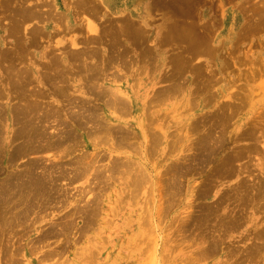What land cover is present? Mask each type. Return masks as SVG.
Wrapping results in <instances>:
<instances>
[{
	"label": "rangeland",
	"instance_id": "374dc122",
	"mask_svg": "<svg viewBox=\"0 0 264 264\" xmlns=\"http://www.w3.org/2000/svg\"><path fill=\"white\" fill-rule=\"evenodd\" d=\"M0 1L3 2L2 4L0 2V5L2 7L4 5V10L7 9V8L5 9L6 5L9 8L4 12L3 9H1L2 7L0 8L1 9L0 39L5 43L2 47L7 46L6 48H9L8 50L10 51L12 50L11 51L12 53H10L9 55L11 56L13 54L14 57V58L10 56H9L10 58L4 57L5 55L3 56L2 54H0V87L2 88L1 90L3 91V94L6 95L5 97L3 96V94H2L3 97L0 95L2 97L0 98V103L1 102L3 103L0 104L1 109L3 106H4L3 108L5 109L2 110V117L5 116V118H1L0 120H5V122L2 121V123H5L4 124L5 126L6 123H8L7 128H9L10 130V132L6 134V131L4 129L2 131L1 129L0 136L3 137V135L5 134L7 136L4 145L2 142L5 153L3 152L4 156L2 155L0 159V185H3V187L6 186L7 185L6 183L12 179L13 175L19 174V171L20 173L22 172L24 173L27 171V169L28 170L32 168L34 169L33 167L34 165H32L31 162H29L28 164L30 158L37 159L35 160V164L37 162L35 166L37 167H35L34 170L32 169V171H34V174L36 175L39 174L42 180L46 177L44 179L46 183L48 178H49L48 181H51L50 179L54 177L56 178V180L53 179L54 181L53 180L51 181L52 182L51 184L54 187L51 184L47 183L48 188L45 191L46 194L45 196L40 195L33 199L34 201L33 206L35 207V209L32 206L33 208L31 207L30 210L33 211L27 212L24 215V217L17 214L18 210L19 213H22L21 207L23 208V205H18L16 207L19 208L16 207L14 208L15 205L14 202L19 204V201L17 200L18 199L17 196L12 198L13 201L11 199L12 204L10 202L9 204H6L7 207L5 208L3 207L2 209L0 207V214H3V212L1 211L5 210L4 215L6 214V212H8L6 215L9 219L11 217L10 216L11 213L12 215H14L16 212L15 215H17L13 217V225L10 227L8 226L6 231L4 230L2 233L0 232V248H1L0 264H264V244L262 243L263 240H261L262 244H260V240H259L263 238L259 237L258 233L256 232V230L258 228L260 229L261 226L264 228V204H263L264 196L260 197L259 199V196L255 195L254 198L255 197L256 198L253 201H251L250 204L248 203V205L241 207V204L238 202L237 199L238 194L234 192L236 190L235 187L238 185L240 179H242L241 182H243L244 180L245 184L247 185H250V183L256 182L257 180L264 179L263 176L264 174L261 175L262 173L259 174L258 171L259 168L257 166V163L258 162L260 163V161H258L259 158L257 159V161H255L256 160L255 156H259V154L261 155L263 151L261 147H258L259 145L262 144V142H260L259 145L256 144L257 146L255 145V142L258 143L259 141H263L262 148L264 149V137L261 138V136H259L261 134L260 132L264 130V128L262 130V127H264L263 126L264 125V17L262 18L261 16L262 14L264 16V13L260 12L262 11L260 10V8L262 7L264 0H79V1L77 0H28V1L7 0L6 1L5 0L6 2L4 0H0ZM24 2L28 5V7L29 6L33 7L35 5L40 4L39 5L40 8L39 6L38 8H36L37 6H35V8L38 9L39 11L38 16L36 18L34 17V18L26 19V22L23 23L24 19L21 21L22 18L19 13L20 12L19 9L23 7ZM85 4L87 5L86 9H88V6L89 9L92 8L91 9L92 15L86 12L85 8H82L85 7ZM27 5H25L24 7H26ZM91 5L92 6L95 5V6L91 7ZM41 6L42 8H44V10L48 8L47 10H45L46 11L45 14L47 17H49V19L47 17L46 19L44 18L45 16L42 13H44L45 11L42 10ZM51 8H55L54 11L55 13L58 12L56 13L58 14V16L59 14H62L59 17L57 16L58 18L61 19L59 23L56 22V18L52 19L54 18V16H56V14L53 12V10L51 12H53L55 15H53V13L50 12ZM94 9H97L96 12ZM11 12L14 14V16ZM49 13H51V15L53 16H49L48 15ZM93 13L97 15L95 14L93 15ZM40 14L43 17H41ZM15 15L18 16L19 18L16 17ZM39 15L41 18H39ZM15 18L18 21H16ZM12 19L13 21H10ZM39 19H42V21L44 22L41 23V20ZM29 20L32 21L30 22ZM181 20L182 21L184 20V22H181ZM15 21L18 23V29L16 30L18 31L16 32L18 34L10 33L15 39L13 40L12 36L7 32L12 30L10 29V25L14 26L15 23L12 22ZM37 21H39L40 23ZM87 21L88 22L91 21V23H88ZM127 21L132 22L135 25H138V27L144 30V36L146 41H144L142 44L139 43L134 45L131 44L130 52L126 55V58L124 60L113 59L112 62H110L108 59H106L107 58L106 55L108 54V49L107 46H105V43H100L99 45V42L97 41L93 43L92 41L86 39V37L91 38L92 36L97 35V31L100 32V29L107 26L108 24H110L108 26L118 27L117 26L118 24L122 25V23L125 24L124 22ZM177 21H179V23L181 24L182 23L189 24L188 22H191V24L196 26L197 32L202 30L201 32L203 34L207 35L209 33L208 34V40L210 43L209 51L212 54L210 52L209 54L207 52L198 53V54L194 53V55L191 56L192 58L190 57L189 59L190 63L188 62L186 64V66L189 64L192 65H189L190 67H185V69L187 70L184 69L185 73L184 72L181 73L177 79V84L181 82L180 84L183 86L180 85V89H177L176 91L172 92L170 95L163 96L161 98H158V100H156L153 95L155 94L154 91L157 90L161 92L170 84L169 81L165 80V77L167 72H169V69L171 70L172 68L170 62H168V58L169 59L171 58L170 54L172 53L171 46H173L174 48L178 47L181 50L182 48H180L179 46L181 47L184 46L183 45L184 43L179 38H176L174 42L177 44L173 43L174 45L165 44L166 42H163L162 40L164 35L163 33L165 31L164 29L165 24L171 22L173 23L175 22L179 24ZM4 23H7V25ZM70 23L74 25L73 28H69ZM87 23L90 26L91 24L94 25L96 27V31H91ZM33 25H35L36 28L39 27L38 29H40L41 27L40 31H38L36 35L35 43L36 44L38 43L36 47L32 45L35 43L28 44V42L32 39V34L30 31ZM13 26H11V28ZM202 26L205 27L203 28ZM40 34L42 35L40 36ZM38 35L40 36L39 38ZM37 38L39 39L38 41ZM19 40L20 42H22V44L19 42ZM72 40H74V44L72 43ZM86 40L87 42L89 41L88 42L89 44L88 43L86 44ZM103 40L105 41V38ZM123 40L124 41L128 40V38L126 39L123 37ZM14 41L16 45L17 43H19L20 48L14 45L15 44ZM9 43L12 44V46L9 45ZM181 43L183 44L181 45ZM27 44L30 45V47H28ZM96 44H98L99 46L98 45L96 46ZM92 45L93 47L95 46L98 47V49L100 48L102 51L99 49L98 53L95 54L92 53L86 55L84 54V56L81 59L82 61L80 62H78V60H74L70 58L69 56L70 51L80 48L81 46L91 47ZM26 47L28 48L26 49ZM23 48H25L26 50ZM143 48H145V50L146 48H148L149 53L148 51L144 52ZM174 48L173 51H176L178 49V48L177 49ZM0 50H2L1 47ZM21 55L23 57L25 56L26 58L24 57V59H22ZM19 56L22 60L21 62H19L20 60ZM55 56H58L59 57L58 59H60L61 61L53 62ZM5 58H7L8 61ZM12 58L13 61H9ZM50 59L53 61H51ZM15 60L17 61L15 62ZM48 60L53 63L52 64L53 66L49 65L51 64V62H49ZM226 62L228 63L230 62V63L228 64ZM57 63L58 64L60 63L61 65H57ZM62 65L65 67V70L67 71L63 70L64 67L62 68ZM194 66L195 67L197 66V68H195ZM20 68L21 69L28 68L27 69L29 72V74L27 75L28 79L26 80L25 78H23L25 81L24 83L27 85L26 88L27 90L29 87L28 91L32 89L33 90L38 89L37 99H35L36 96H32V97L35 99L36 102L39 101L38 103L40 104V107L42 104H44L43 108L41 107L43 110L42 113H44V111L46 112L50 110V107L59 108L61 110L62 113L61 115L62 118L64 119V124H66L67 129L74 128L73 131H76L78 134L80 133L78 135V139L80 141L78 143V146L76 145L74 149L72 147H70L69 149H63L64 146L65 148H67L66 144H64V146L62 145V147L60 146L57 148L54 146L51 147L47 146L43 148V146H41V144L39 143L40 147L43 148L42 149L38 146L40 152L38 149H37L38 151L36 150L37 152L36 151L32 152L27 150V152L24 151L26 153L24 152L22 153L23 156L16 155V157L18 156L17 159L15 160L12 159V162L9 161L11 160L12 157L11 154H13V150H15V148L17 149L18 147H20L21 143L24 142L22 139L24 136L21 135L22 132L20 133L18 132L21 128L20 124L22 123L19 124L18 122L17 124L14 118L13 111L8 112L7 107L11 108L13 104H14L13 107H15L16 102L20 103V101L22 102V100L18 98L20 96H18L19 94L15 91L16 88L14 90L16 92V95L11 92L13 90V86L12 85L10 86L9 83L7 84L8 80H4L5 75H7V74L4 75V73L7 72L11 75V72L16 73L15 71ZM34 68L37 70V73L35 74L32 71ZM96 68L100 69V73L94 79L93 78L90 79L89 76L91 71L95 70ZM191 68L193 70L195 69L194 70L195 78L194 76H192L193 70ZM200 68L206 71L203 72ZM197 69L198 72L196 71ZM211 70L213 73L211 72ZM30 71L31 73H33L34 76L36 75L37 77H39L38 78L39 80L35 79V77L32 76ZM54 71L55 73L59 72V74L57 73L55 74ZM189 71L190 73H188ZM60 72H62V75H60ZM201 72H203V74H201ZM208 74L210 75V78L208 77L209 76ZM3 75L4 77H2ZM56 75L58 76V78ZM201 76H203L204 78L207 76V79L209 81L211 79V76H213L214 78H212L211 80L214 81H210V82L207 81V83L210 84H206L205 83L206 79L204 80V78H202ZM198 77L199 79L201 77V79L204 80V84L209 85L210 87L204 86L201 79L198 80ZM2 78L4 79L2 80ZM3 81H5V84ZM199 81L201 82V84L199 83ZM197 83L199 84V86ZM6 87L7 89L6 91H4ZM204 87H206V89ZM9 88L11 89L10 91ZM104 88H106V90L107 89L109 90L110 88V90L112 89L113 91L116 92L119 91L120 96H122L125 99H128V97L131 96V99L133 100V111L131 110L126 113L119 112L117 110H114L110 105H104V103L101 102L102 98L99 96V92L102 91V89ZM197 93L199 94L197 95ZM11 95L13 96L11 97ZM232 95H234L236 99L235 97L233 98ZM30 97L29 99H31ZM136 97H140V98L143 97L142 98L143 105L141 106L135 105L134 100ZM105 98H107V96H105ZM21 99L23 98L21 97ZM230 101L231 103L235 102V104L228 103ZM12 102L15 103L12 104ZM88 103L92 105L98 104L101 108L99 109L100 110L99 112L103 114L105 119H108L106 117V114L109 116L112 114H113L112 116H117L119 120H121V122L115 121V124L116 125L120 124V126H122L124 129H128L131 131L136 130V132L139 131V120H142V118L144 122L154 125V127L159 125L160 129L156 128V130L157 131L160 130L161 132L163 131V133L166 134V140H165L166 143L157 145L158 147L156 146V148L153 149L154 151L152 150L153 152L150 150V148L146 150V148L148 147L143 145V143L141 142L142 141L141 133L137 132V134L131 136V140H130L132 142L130 145L131 147L122 146L119 147V149L108 151L109 149L108 145L107 143L104 144L103 143L104 141H101L95 147H91L87 145V142L88 141L90 142V136L87 134H88V127L91 125V122L85 124L86 128L84 124H82V126L80 127L79 126L80 122L77 123L76 120L73 121V118L71 116L73 115V117H76L74 116V114L76 115L78 114V112L79 113L83 112L82 109L83 105H86ZM243 103L246 104L244 105ZM18 104H16V106ZM229 104H231V106H229ZM142 106L146 110L144 111L143 116H140L141 111L139 109L142 108ZM41 108L39 109L40 111ZM223 112L226 115L228 113L230 114L231 112L232 113L234 112V117L231 118L233 116V114L231 113L232 116H229L228 114L227 115L229 117L228 118ZM40 113L38 112L39 115H42V113L41 114ZM204 114L206 115L210 114V115L209 116L207 115L206 116L207 119H206V117H204ZM37 115L35 117L38 118L39 115L38 116ZM68 115L70 116L68 117ZM225 116L227 117V120ZM37 118H35V121L37 120ZM212 118L216 119V122ZM199 119L201 120L197 121ZM221 119L222 120L224 119L225 121H222ZM12 120L15 121L16 124L13 123ZM192 121L195 122L193 123ZM213 121L215 122L214 126H212L211 124L213 123ZM219 121L222 122V125L221 123H219ZM41 123H43L41 124L43 126L42 129L44 130V133L47 135L58 134L59 133L58 130L61 131L63 127V125L58 123L51 116L49 117L48 120H44ZM201 123L202 125H199ZM209 124L211 125L209 126ZM192 125L193 128L195 129L191 128ZM206 125H208V127L211 129L208 130L209 128ZM13 126L15 129L13 128ZM17 126L19 127V130L17 131L19 133V134L17 133L18 135L14 133V130H17L18 128ZM206 127L208 128L207 130ZM218 127L220 129L222 128L223 130L222 129L220 130ZM247 127L252 129L251 130L248 128L249 133H247L248 132ZM258 127L260 129H257ZM212 128L214 129V131ZM86 130H87V134H86ZM257 130L259 133L257 132ZM203 131L208 132L213 136L220 135L223 138H225L223 139L225 143L223 144V146L226 148L222 147V150H220L216 154L213 153L212 154L213 158L211 157L207 163H204L202 165L199 164L197 161H195L196 163L194 162V164L191 163L192 170L189 171L186 170L187 172L185 171L186 173L185 172L183 173L184 176L183 174L179 176L180 177L179 180L181 179L180 183L182 184V186L180 184L179 189L182 188L181 189L182 191L180 190L179 192L178 190L177 192H179L181 196L179 193L172 194L169 191V188L166 187L165 185V183L167 184L168 182L167 181V177L169 175L168 169L171 168L170 165L171 163L175 162L174 160H176V158L178 159L177 163H180L183 165V167H185L188 165L189 161L192 160L191 158L193 157L192 154L194 152H195L193 154L194 157L197 156L196 153L198 152L197 150H199L197 149L198 145L196 146L197 148L194 146L196 145L195 143L197 140V136L198 137L202 136L204 134ZM218 131H220L221 134L222 133L223 134L222 135L219 134ZM199 132L200 133L203 132V133L200 134ZM242 132L244 134H242ZM13 133L17 135L15 136V138H13L14 136H10L13 135ZM255 134L257 137H260L258 141H256L257 139H254L256 137ZM239 136L241 138H239ZM17 137L19 139L21 138V140L16 139ZM249 137L250 139L253 138V142H251L252 140H250ZM247 139L250 141H248ZM12 140H14L15 142L13 141L12 143ZM17 142L20 143L18 144ZM190 143L194 148L193 150L194 152L192 151L193 148H190L191 153L188 149L191 146ZM246 144L249 147L245 146ZM251 146L252 148L250 149ZM240 147L242 150L240 149ZM246 147H248L251 150V154L249 149ZM259 148H260V153H258ZM254 149H258V150H254ZM239 150H241L242 153ZM145 151H149L151 152V154ZM233 151L235 153L236 151H238L241 154L245 153V156H243L244 158L241 157V159H239L242 160L243 163L239 161V165H238V160L234 161L237 163L233 162L234 163L233 165L239 168V170L236 169L235 167H232L233 166L232 164H231L232 166H230L229 164L230 168L232 169L234 168L235 170V171L231 170V173L229 174L230 170H228L229 169L228 165L225 166L224 168L222 164H224V161L229 156L234 154ZM95 154L97 155L95 165L98 167V169L102 168L103 165H109L110 163L109 158L114 155L117 156L118 158L121 159L123 158V160L127 159V161L130 159H134V161L136 162L134 163V165L135 164L137 165L139 163V166L141 167L144 166L143 169L147 173L146 174L147 179L150 178L145 181L148 182L150 180V182L148 183L144 182L142 186L138 187L136 190L137 192L138 190L140 191L139 194L136 195L133 194L134 198H132L131 193L133 191L132 190L128 191V188L124 187L125 185L123 183L129 181V179L132 178L129 173H131L134 170H131V172L128 171L127 174L123 175L124 174L123 172L125 173L127 172L124 171L127 170V167L125 166H121L118 170H123V172L119 171L118 173H116V175H114L115 177H113V179L107 180V184L104 185L105 188L103 187V189H100V191L99 190L97 191L100 185L96 184L98 183L96 181L97 178L95 174L92 173L93 171L97 170L96 166L92 167L88 173L83 174L84 176L81 175L82 179L81 177H73L72 175H68V174H72L69 173V170H71V166L68 161L77 158L78 155H81L82 157L84 155H89L92 158L94 157ZM183 154L185 155V157L187 156L188 158L179 159L180 157H182ZM246 154L248 155L250 154V155L248 156ZM101 155H103L104 158L101 157ZM251 155H253V158H255L254 159L255 162L252 161L253 160L252 158H250L252 157ZM16 157H12V158H16ZM189 157H191L190 160ZM245 157L247 159H245ZM136 160L138 161V163ZM249 162L253 164L256 163V165L254 166H257L258 170L256 168L255 170L258 173L254 170L253 164ZM244 163L248 168V169L246 168L247 172L246 169L245 171H243L245 167ZM27 164L29 166L31 165L30 166L31 168H28ZM195 164L196 165L198 164L199 166H196ZM213 164L214 165L216 164L217 166L215 165L216 166L215 167ZM248 164L253 167L249 166ZM200 165L202 167H200ZM211 165H213L214 167ZM193 166L195 167V169L198 170L196 171L195 169H193L194 168ZM124 167L125 169H123ZM249 167L253 168V170L250 169ZM240 168L241 170L242 169L243 170L241 171ZM249 169L252 171H248ZM61 171H63V173H60ZM164 171L165 172L167 171L166 173L168 174H166ZM91 173L94 175H91ZM47 174H49L50 176ZM257 174L259 175L260 179H258ZM250 175L255 177L252 178ZM92 176H94L95 178H93ZM90 177L93 178L94 180L91 179ZM250 177L251 179L249 180ZM70 178L72 179V181L69 180ZM74 178L76 180L73 181ZM4 181H5V185H4ZM94 181L96 183H94ZM247 181L248 183L249 182L250 183L249 184L246 183ZM54 184H56L57 187ZM59 187L60 189L63 190H59ZM162 187L163 188L165 187L166 189L168 188V192L166 189H162ZM55 188H57L58 191L61 192L62 194L59 193L57 190L54 191ZM125 188L127 189L124 190ZM202 188L203 189L205 188L204 191ZM64 189L67 191H65ZM205 190L208 191H206L205 193ZM231 190L233 193H235L236 196L232 192L230 193ZM125 191H128V194L127 193L126 194L128 195V197L131 196L130 197L131 199H128V197L126 196L127 200H125V202L118 203L117 202L118 198L120 199L123 196L125 197L124 194ZM200 191L203 192L201 193ZM222 192L225 195L222 194ZM95 193H99L100 195L97 198L99 204L98 202L96 203V205L98 204L97 205L98 210L94 208V210L92 209L90 211L93 214H90V212L88 213V211L86 213V209L94 207L93 202L91 205L89 199L93 201L94 200L93 197L95 195H98ZM164 193L167 194L165 195ZM231 194L233 195L231 196ZM166 196L169 197L166 198ZM221 196L222 198H220ZM62 197L65 198L63 199ZM170 198L174 199V204L171 203L172 200ZM218 198L223 200L222 202L220 200L221 204H219L222 206H219L217 208L216 202L218 201L219 203V200L216 199ZM257 198L259 200H257ZM47 199H49L50 201H48ZM165 199H170L171 202L170 201L168 202V200L165 201ZM231 199L234 200L232 201ZM88 201L90 202V204H88ZM231 201L232 203L229 204ZM165 202L171 204V205L169 204L170 205L169 208H165L166 206H169L167 205L168 203L165 206ZM234 202L235 203L238 202L237 204H235L236 206L234 205ZM206 203L208 205L210 204L208 207L212 209L213 213L216 212V210H218L221 211V214L223 216L220 213H218V211L214 213L216 214V216L211 212L210 214L212 215L210 216L212 217L209 216L208 217L209 219L207 218V220H205L204 219L205 216H202L203 213L201 211H204L207 208ZM86 204L89 206V208H87ZM199 204L200 205L205 204L204 206L205 208L202 209L203 207L201 208ZM255 204L258 207H256ZM212 205L215 206V208ZM232 205L233 207L235 206L234 209L235 211L237 210L236 212H238L239 210L240 213L242 212L244 214L243 215L241 213L242 217L244 218L241 217V214L239 212L236 213L234 209L233 211L231 210ZM0 206H2V204H0ZM9 207L11 209H9ZM76 207L78 208V210ZM199 208H201V210ZM227 208L230 209L227 210ZM253 208L255 209L254 211ZM198 209L200 211H198ZM222 209H224L225 212L229 211V213H231L230 216H228L229 213H225L224 210ZM84 214L85 215L87 214L86 216L91 215L90 217H92L91 219L92 222L89 223L90 225H88V223L85 222L86 216ZM26 215L27 217H25ZM220 215L224 218L228 217V219H230L232 216L233 218L231 219L235 221L234 223H236V220L238 218L239 219L237 220V224L232 223L233 225H231L229 223V225L227 224L223 226L222 229V226L220 227L218 225V223L220 224V221L223 219ZM236 215L239 216L235 220L234 218L236 217ZM189 218H193L194 220L191 221ZM188 219L191 222V224L193 222L200 223V221L201 220L202 221L200 225L198 223L197 224L193 223L192 224L193 227H192V225H190V223L187 222ZM84 222L87 224H85ZM204 224L205 225L207 224V227H204L205 226ZM215 224L217 225V227ZM84 226H86V229ZM209 227L211 229H209ZM187 228L189 229L191 228L190 229L191 231ZM202 228L204 231L202 230L203 232L201 233L200 230ZM48 229L51 230L54 229V232H52L51 235L49 234L50 237L48 236L46 237V239L41 238V240H38V236L42 234L41 232H45L44 230L47 231ZM208 230L211 231L210 232L212 234L211 236ZM198 232L200 233V235ZM55 233L58 234L56 235ZM203 233L205 234V236L202 235ZM214 236L216 237L214 238ZM257 238L259 239L257 240ZM214 239H216V241ZM3 242L5 244H3ZM212 243H218L216 245V248L212 251L206 250L205 248H207V246H210ZM48 250H50L53 254L51 253L50 255H48L47 253L50 252ZM53 250H56V252ZM254 250H256V253ZM197 252L199 253L197 254Z\"/></svg>",
	"mask_w": 264,
	"mask_h": 264
},
{
	"label": "bare ground",
	"instance_id": "6f19581e",
	"mask_svg": "<svg viewBox=\"0 0 264 264\" xmlns=\"http://www.w3.org/2000/svg\"><path fill=\"white\" fill-rule=\"evenodd\" d=\"M5 1V0H4ZM7 1V0H6ZM5 1V2H6ZM9 1H11V0H9ZM22 1H24V0H22ZM26 1H28V0H26ZM77 1H79V0H77ZM1 2V4L3 3L2 1H0ZM19 2V1H18ZM25 3V2H24ZM23 3V7L21 8V9H19L20 10V15H21V21L23 20V23L24 22H26V19H29V18H36L37 16H38V13H39V11H38V9H36V8H38V6L40 5H35V6H37L36 8H35V6H33V7H28V5L25 3L24 4ZM28 3V2H27ZM75 3H77V2H75ZM16 4H17V2H16ZM37 4V3H36ZM82 4V3H81ZM25 5H27L26 7H24ZM77 5V4H76ZM93 6H95V5H93ZM92 5H91V7H93ZM2 6L0 5V8H1ZM15 7V6H14ZM54 7V6H53ZM86 7H87V5L85 4V7H82V8H85V11L86 12H88V13H90L91 15H92V8L91 9H89V6H88V9H86ZM97 7V6H96ZM96 7H94V8H96ZM9 9L8 7H7V5L5 6V9ZM20 8V7H19ZM39 8H40V6H39ZM41 8H42V6H41ZM1 9H3V12L4 11H6V10H4V5H3V7L1 8ZM0 9V10H1ZM48 8H46L45 10H47ZM54 9L55 8H51V10H50V12L53 10V12L55 13V11H54ZM40 10V9H39ZM42 10L43 11H45L44 10V8H42ZM95 10V12H96V10L97 9H94ZM260 10H262V11H260V12H262V13H264V2H263V4H262V7L260 8ZM41 11V10H40ZM75 11V10H74ZM175 11V10H174ZM173 11V12H174ZM190 11V10H189ZM42 12V11H41ZM49 12V11H48ZM47 12V13H48ZM53 12H51V13H53ZM6 13V12H5ZM12 13V12H11ZM46 11L44 12V13H42L45 17V19H46ZM51 13H49L48 15L49 16H53V15H55L56 13H58V12H56L55 14L53 13V15H51ZM74 13V12H73ZM191 13V12H190ZM13 14V13H12ZM95 13H93V15H94ZM5 15V14H4ZM41 15V14H40ZM40 15H39V18H41V17H43L42 15H41V17H40ZM60 15H62V14H59V16ZM95 15H97V14H95ZM185 15H187V14H185ZM10 16V15H9ZM13 16H14V14H13ZM16 16V15H15ZM58 16V14H56V16H54V18H52V19H55L56 18V22H58L59 23V21L61 20L60 18H58L57 17ZM262 16V18L264 17L263 16V14L261 15ZM260 16V17H261ZM16 17H18V16H16ZM165 17V16H164ZM193 17V16H192ZM19 18V17H18ZM48 19H49V17H47ZM58 18V19H57ZM13 19H14V17H13ZM13 19L12 20H10V21H13ZM16 19V18H15ZM64 19V18H63ZM256 19V18H255ZM8 20V19H7ZM20 20V19H19ZM34 20V19H33ZM38 20V19H37ZM39 20H41V23L42 22H44V21H42V19H39ZM71 20V19H70ZM186 20V19H185ZM257 20V19H256ZM16 21H18L17 19H16ZM12 22V23H15L14 24V26L13 25H10V24H8V25H10V29H12L11 31H9V30H7V31H9V32H7V33H11V34H14V33H16V32H18V31H16L17 29H18V23L17 22ZM30 21V20H29ZM28 21V22H29ZM32 21V20H31ZM30 21V22H31ZM187 21H189V20H187ZM194 21V20H193ZM29 22V23H30ZM37 22H39V21H37ZM88 22V21H87ZM115 22V21H114ZM176 22V21H175ZM173 23V22H171V23H166L165 24V31H164V35H163V42H166L165 44H168V45H174L173 43H175L174 41L176 40V38H179V39H181V41L184 43H181V45L183 44L184 46L183 47H181V46H179L180 48H182V50L181 49H179L178 47H176V48H174L173 46H171L172 47V53L170 54L171 55V58L169 59L168 58V62H170V64H171V66H172V68H171V70L169 69V72H167V74H166V77H165V80L166 81H169L170 82V84H169V86L168 87H166L164 90H162L161 92H159V91H157V90H153L154 91V93L155 94H153L154 95V98L156 99V100H158V98H161V97H163V96H167V95H170L172 92H174V91H176L177 89H180V83H178L177 84V79H178V77H179V75L181 74V73H183L185 70H187V69H185V67H190L189 65H192V64H189V65H187L186 66V64L189 62L190 63V57L192 56V55H194V53H204V52H207L208 54H209V49H210V43H209V40H208V34L206 35V34H203L201 31H199V32H197V30H196V26H194L193 24H191V22H188L189 24H181V23H179V21H177L179 24H177V23ZM181 22H184V20L182 21L181 20ZM186 22V21H185ZM258 22V21H257ZM8 23V22H7ZM7 23H4V24H6L7 25ZM40 23V22H39ZM88 23H91V21H89ZM87 23V24H88ZM116 23V22H115ZM119 23V22H118ZM117 23V24H118ZM125 24H123L122 23V25L120 24H116L118 27H113V26H108V25H110V24H108L107 26H105V27H103L102 29H100V32H98L97 31V35H94V36H92L91 38H87L86 37V39H88V40H90V41H92L93 43L95 42V41H97V42H99V45H100V43H105V46H107V49H108V54L106 55L107 56V58L106 59H108L110 62H112V60L113 59H125L126 58V55L130 52V45L132 44V45H134V44H142L144 41H146L145 40V36H144V30H142V28H140V27H138V25H135V24H133L132 22H124ZM173 23V24H172ZM21 24V23H20ZM33 24H35V23H33ZM202 24V23H201ZM250 24V23H249ZM254 24V23H253ZM56 25H57V23H56ZM256 25V24H255ZM11 26H13L12 28H11ZM73 26L74 25H72L71 23L69 24V28H73ZM115 26V25H114ZM198 26V25H197ZM3 27H4V25H3ZM32 27V26H31ZM30 27V28H31ZM88 27H89V29L91 30V31H96V27L94 26V25H92L91 24V26L88 24ZM203 28L205 27V26H202ZM8 28V27H7ZM6 28V29H7ZM13 28H14V31H13ZM26 28V27H25ZM39 27H35V25H33V27H32V29H31V34H32V39L28 42V44H30V43H35L36 42V35H37V32L38 31H40V29H41V27H40V29H38ZM250 28V27H249ZM29 29V28H28ZM200 29V28H199ZM212 29V28H211ZM5 30V29H4ZM45 30V29H44ZM45 32V31H44ZM49 32V31H48ZM207 33V32H206ZM10 34V35H11ZM16 34H18V33H16ZM45 34V33H44ZM8 35V34H7ZM9 35V36H10ZM24 35V34H23ZM27 35H29V34H27ZM42 34H40V36H41ZM51 35V34H50ZM234 35V34H233ZM12 36V35H11ZM25 36V35H24ZM39 35H38V38L40 37ZM8 37V36H7ZM29 37V36H28ZM45 37H46V35H45ZM123 37L124 38H128V40H123ZM12 38H13V36H12ZM37 38V41L39 40ZM105 38V41L103 40ZM19 39V38H18ZM43 39V38H42ZM13 40H15L14 38H13ZM162 40H159V41H162ZM237 40V39H236ZM17 41V40H16ZM41 41V40H40ZM158 41V42H159ZM18 42V41H17ZM19 42H20V40H19ZM24 42V41H23ZM85 42V41H84ZM89 42V41H88ZM87 42V40H86V44L88 43ZM14 43H15V41H14ZM21 44H22V42H20ZM72 43L74 44V40H72ZM129 43V44H128ZM5 43H4V41H2L1 39H0V47L2 48V50H0L1 51V53L0 54H2L4 57H9L10 55V53H12L10 50H8L9 48H6V47H2L3 45H4ZM27 44V45H28ZM36 44V43H35ZM35 44H32V45H34L35 47L37 46V44L35 45ZM85 44V43H84ZM83 44V45H84ZM89 44V43H88ZM175 44H177V43H175ZM7 45H8V43H7ZM9 45H11L12 46V44H10L9 43ZM14 45H16V43L14 44ZM13 45V46H14ZM26 45V46H27ZM39 45H40V43H39ZM38 45V46H39ZM98 44H96V46H97ZM98 45V46H99ZM229 45V44H228ZM16 46H18L19 48H20V45H19V43H17V45ZM87 46V45H86ZM84 47V46H81L80 48H77V49H75V50H72V51H70L69 52V56H70V58H72V59H74V60H78V62H80V61H82L81 59H82V57L84 56V54L86 55V54H95V53H98L99 52V49H98V47H93V45L91 46V47ZM17 47V48H18ZM28 47H30V45H28ZM28 47H26V49L28 48ZM33 47V46H32ZM145 47V46H144ZM21 48H22V46H21ZM134 48V47H133ZM132 48V49H133ZM173 48L174 49H177L176 51H173ZM212 48V47H211ZM4 49V50H3ZM11 49V48H10ZM13 49H15V48H13ZM23 49H25V48H23ZM25 49V50H26ZM101 50V49H100ZM143 50H144V52L145 51H148V53H149V50H148V48H146V50H145V48H143ZM142 50V51H143ZM102 51V50H101ZM107 51V50H106ZM141 51V52H142ZM212 51V50H211ZM216 51V50H215ZM6 52V53H5ZM43 52V51H42ZM41 52V53H42ZM213 52V51H212ZM44 53V52H43ZM42 53V54H43ZM211 53V52H210ZM212 54V53H211ZM16 55V54H15ZM19 55V54H18ZM2 56V57H3ZM60 56V55H59ZM195 56H196V54H195ZM199 56V55H198ZM10 57H13V54L10 56ZM9 57V58H10ZM21 57H22V59H24V57L21 55ZM220 57V56H219ZM14 58V57H13ZM13 58L12 59H10L9 61H13ZM16 58H17V56H16ZM19 58H20V56H19ZM26 58V57H25ZM59 57L58 56H55L54 57V61L53 60H51V61H53V62H56V61H61L60 59H58ZM192 58V57H191ZM6 60H7V58H5ZM56 59V60H55ZM2 60V59H1ZM105 60V59H104ZM8 61V60H7ZM17 60H15V62H16ZM22 60H21V58H20V60H19V62H21ZM49 61V60H48ZM51 61H49V62H51ZM5 62V61H4ZM77 62V61H76ZM192 62V61H191ZM226 63H228V62H226ZM230 63V62H229ZM228 63V64H229ZM12 64V63H11ZM14 64V63H13ZM53 63L51 62V64H49V65H51V66H53L52 65ZM238 64V63H237ZM18 65V64H17ZM57 65H61L60 63L58 64L57 63ZM177 65H178V68H177ZM207 65V64H206ZM56 66V65H55ZM54 66V67H55ZM64 66L62 65V68H63ZM195 67V66H194ZM198 67H201V66H198ZM22 68V67H21ZM17 69L15 72L16 73H14V72H11V71H9V72H11V75L9 74V73H4L3 71V73H4V75L5 74H7V75H5V79L4 78H2V80L4 79V80H8V82H7V84L9 83L10 84V86L12 85L13 86V90L11 91L13 94H15L16 95V92L19 94H17L18 96H20V97H18V98H20V100H22V102L20 101V103L18 104L17 102H16V104H18L17 106H16V104H15V107H13V103H15V102H12V106H11V108L10 107H7L8 108V112H10V111H13V114H14V118H15V121L17 122V124H18V122H19V124L20 123H22V124H20L21 125V128H20V130H19V127L17 128V130H14V133H20V132H22L21 133V135L22 136H24L22 139H23V143H21V145H20V147H18L17 149L15 148V146H14V148H15V150H13V154H11L12 155V157H16V155H22L23 156V152L24 151H26L27 152V150L28 151H36L39 147H40V145H39V143L41 144V146H43V148L44 147H51V146H54V147H62V145L64 146V144H66L67 146V148H65V146H64V148L63 149H69L70 147H72L73 149H74V147H76V145L78 146V143H79V139H78V135L80 134H78L76 131H73V129L74 128H68L67 129V127H66V124H64V119L62 118V113H61V110L59 109V108H54L53 107V105H52V107L53 108H51L50 107V110H48V111H44V113H42V108H43V105L44 104H42L41 105V107H40V104L38 103V102H36L35 101V99H37V91H38V89H36V90H30V91H28L29 90V87H28V90L26 89L27 88V85L24 83L25 81H24V79L23 78H25L26 80L28 79L27 77V75L29 74V72H28V68L26 69V68H23V69ZM60 68V67H59ZM61 68V69H62ZM195 68H197V66L195 67ZM185 69V70H184ZM192 69V68H191ZM201 69V68H200ZM63 70H65V67H64V69ZM193 70V69H192ZM195 70V69H194ZM193 70V72H192V76H194V73H195V71ZM202 70V69H201ZM208 70V69H207ZM5 71V70H4ZM13 71H14V69H13ZM33 72H34V74L35 73H37V70L34 68L33 70H32ZM59 71V70H58ZM65 71H67V70H65ZM197 72H198V69L196 70ZM203 72H205L204 71V69L202 70ZM209 71V70H208ZM203 72H201V74H203ZM211 72H212V70H211ZM30 73H31V71H30ZM54 73H55V71H54ZM57 74H59V72H56ZM55 73V74H56ZM100 73V69H98V68H96L95 70H93V71H91V73H90V76H89V78L91 79V78H95V77H97L98 76V74ZM185 73V72H184ZM188 73H190V71L188 72ZM213 73V72H212ZM32 74V76H34L33 75V73H31ZM54 74V75H55ZM200 74V75H201ZM209 74H210V72H209ZM208 74V75H209ZM4 75L2 76V77H4ZM54 75H53V77H54ZM60 75H62V72H60ZM213 75V74H212ZM30 76V75H29ZM52 76V75H51ZM57 76V75H56ZM65 76V75H64ZM198 76V75H197ZM203 76H205V75H203ZM203 76H201L202 78H204ZM214 76V75H213ZM213 76H211V79L212 78H214ZM35 77V79H38L39 77H37L36 75L34 76ZM33 77V78H34ZM60 77V76H59ZM63 77V76H62ZM61 77V78H62ZM201 77H200V79H201ZM209 78H210V75L208 76ZM30 78V77H29ZM51 78V77H50ZM57 78H58V76H57ZM191 78V77H190ZM194 78H195V76H194ZM32 79V78H31ZM30 79V80H31ZM55 79H56V77H55ZM199 79V77H198V80H200ZM206 79V84H210V83H207V81H209L208 79H207V76L204 78V80ZM210 79V81H214V80H211ZM1 80V81H2ZM34 80V79H33ZM39 80V79H38ZM37 80V81H38ZM54 80V79H53ZM58 80V79H57ZM60 80V79H59ZM196 80V79H195ZM204 80H202L201 79V81H202V83L204 84ZM193 81H194V79H193ZM209 81V82H210ZM4 82V84H5V81H3ZM29 82V81H28ZM31 82V81H30ZM57 82V81H56ZM191 82H192V80H191ZM197 82V81H196ZM195 82V83H196ZM2 83V82H1ZM55 83V82H54ZM199 83L201 84V82L199 81ZM6 84V85H7ZM31 84V83H30ZM198 84V83H197ZM197 84H196V86H197ZM202 84V85H203ZM195 85V84H194ZM8 86V85H7ZM181 86H183V85H181ZM198 86H199V84H198ZM204 86H209V85H205L204 84ZM34 87V86H33ZM195 87V86H194ZM210 87V86H209ZM12 88V87H11ZM15 88H16V90H15ZM197 88V87H196ZM205 89H206V87H204ZM204 88H202V89H204ZM2 88L0 87V95L2 96V94H3V91L1 90ZM6 89H7V87L5 88V90H4V88H3V90L4 91H6ZM35 89V88H34ZM182 89V88H181ZM198 89V88H197ZM201 89V90H202ZM210 89V88H209ZM11 89L9 88V91H10ZM16 92H15V91ZM119 90V89H118ZM121 90V89H120ZM195 90V89H194ZM198 91V90H197ZM205 91V90H204ZM10 92V93H11ZM206 92V91H205ZM228 92V91H227ZM193 93V92H192ZM200 93H202V92H200ZM199 93H197V95H198ZM228 94H231V93H228ZM14 95V96H15ZM139 95V94H138ZM226 95V94H225ZM0 96V98H2L3 96L5 97L6 95H4L3 94V96L1 97ZM13 95H11V97H12ZM31 98V99H29V97ZM32 96H36V98L34 99ZM99 96L102 98V101L101 102H103L104 103V105H110L114 110H117V111H119V112H124V113H126V112H128V111H133V100L131 99V96L130 97H128V99H125V98H123L122 96H120V93H119V91L118 92H116V91H113L112 89L110 90V88H109V90L107 89L106 90V88H104V89H102V91H100L99 92ZM105 96H107V98H105ZM228 96V95H227ZM233 96V98L235 97L234 95H232ZM231 96V97H232ZM237 96V95H236ZM21 97L24 99H21ZM135 97V96H134ZM238 97V96H237ZM243 97V96H242ZM16 98H17V96H16ZM143 98V97H142ZM142 98H140V97H136L135 98V100H134V103H135V105L136 106H141V105H143V99ZM26 99V100H25ZM33 99V100H32ZM137 99V100H136ZM235 99H236V97H235ZM240 99V98H239ZM242 99V98H241ZM16 100V99H15ZM17 100V101H18ZM239 101V100H238ZM244 101H246V100H244ZM250 101V100H249ZM233 102V101H232ZM207 103V102H206ZM228 103H231V101L230 102H228ZM239 103V102H238ZM241 103V102H240ZM0 104H3L2 102L0 103ZM49 104V103H48ZM52 104V103H51ZM231 104H235V102L234 103H231ZM231 104H229V106H231ZM244 104V103H243ZM246 104V103H245ZM244 104V105H245ZM55 105V104H54ZM244 105H243V107H244ZM49 106V105H48ZM225 106V105H224ZM234 106V105H233ZM4 107V106H3ZM2 107V109H1V106H0V119L1 118H5V116H3L2 117V110H5L4 108ZM12 107H13V109H12ZM46 107H47V105H46ZM254 107V106H253ZM41 108V111L39 110ZM138 108V107H137ZM46 109H48V108H46ZM45 109V110H46ZM54 109V110H53ZM83 112H81V113H79L78 112V114H80V115H78V114H74V116H76V117H73V115L71 116L72 118H73V121L74 120H76L77 121V123L78 122H80V124H79V126L81 127L82 126V124H84V126H85V124H88V123H90L91 122V125L88 127V134H87V130H86V134L87 135H89L90 136V142L88 141L87 142V145H89V146H91V147H95V146H97L101 141H104L103 143L105 144V143H107V145H108V151H113V150H116V149H119V147H122V146H125V147H129L130 145H131V136L132 135H135V134H137V132H139V133H141V136H142V143H143V145H145V146H147L148 148H146V150H148L149 148H150V150L152 151L154 148H156V146L157 145H159V144H164V143H166V134H164L163 133V131L161 132L160 130H156V128H158V129H160L159 128V125H157L156 127H154V125H151V124H149V123H146V122H144V120H143V118H142V120H139V131H137L136 132V130L135 131H131V130H128V129H124L122 126H120V124H115V121L116 122H121V120H119V118L117 117V116H112V115H107L106 114V117L108 118V119H105L104 118V116H103V114L102 113H100L99 111V109H101L100 108V106L98 105V104H86V105H83ZM142 109V110H141ZM251 109V108H250ZM39 110V111H38ZM52 110V111H51ZM140 111H141V115L140 116H143V114H144V111L146 110L143 106H142V108H140L139 109ZM216 110V109H215ZM229 110V109H228ZM213 111V110H212ZM226 111V110H225ZM258 111V110H257ZM38 112L40 113H42V115H39L38 114ZM229 112V111H228ZM12 113V112H11ZM40 113V114H41ZM224 113V112H223ZM227 113V112H226ZM232 113V112H231ZM230 113V114H231ZM258 113V112H257ZM12 114V115H13ZM38 116V118L37 117H35L36 115ZM214 114H215V112H214ZM219 114V113H218ZM218 114H217V116H218ZM225 114V113H224ZM223 114V115H224ZM229 114V113H228ZM227 114V115H228ZM229 114V116H232V114H233V116L231 117V118H233L234 117V112L230 115ZM64 115V114H63ZM71 115V114H70ZM70 115H68V117L70 116ZM208 115V114H207ZM206 114H204V117H206L207 116ZM210 115V114H209ZM208 115V116H209ZM212 115H213V112H212ZM226 115V114H225ZM226 115V116H227ZM262 115V114H261ZM53 117L58 123H60L61 125H63V127H62V129H61V131H59L58 130V134H55V135H47V134H45L44 133V130L42 129V125L41 124H43V123H41V122H43L44 120H48L49 119V117ZM215 116H216V114H215ZM220 116V115H219ZM225 116V118H226V120H227V117ZM263 116V115H262ZM7 117V116H6ZM70 117V118H71ZM201 117V116H200ZM261 117V116H260ZM35 118H37V120L35 121ZM77 118V119H76ZM209 118V117H208ZM220 118H222V117H220ZM224 118V119H225ZM229 118V117H228ZM206 119H207V117H206ZM213 119V118H212ZM222 120V121H225V120ZM258 119V118H257ZM14 120V119H13ZM12 120V121H13ZM201 119H199V120H197V121H200ZM213 120H215V122H216V119H213ZM2 121H4L5 122V120H0V135H1V129H2V131H3V129L6 131V134L7 133H9L10 132V130H9V128H7L8 127V123H6V126L4 125L5 123H2ZM15 121H13V123H15L16 124V122ZM196 121V120H195ZM195 121H192L193 123L195 122ZM196 121V122H197ZM202 121H203V119H202ZM209 121V120H208ZM230 121V120H229ZM114 122V123H113ZM212 122V121H211ZM215 122L213 121V123H211L212 124V126H214L215 125ZM254 122H256V121H254ZM75 123V122H74ZM203 123V122H202ZM202 123L201 124H199V125H202ZM219 123H221V125H222V122H220L219 121ZM218 123V124H219ZM224 123V122H223ZM230 123V122H229ZM198 124V123H197ZM211 124H209V126L211 125ZM217 124V123H216ZM244 124V123H243ZM262 124V123H261ZM69 125V124H68ZM67 125V126H68ZM78 125V124H77ZM193 125H195V124H193ZM193 125L191 126V128H193ZM220 125V126H221ZM257 125V124H256ZM83 126V127H84ZM207 127H208V125H206ZM217 126V125H216ZM215 126V127H216ZM264 126V125H263ZM2 127H5V128H2ZM12 127V126H11ZM70 127H72V126H70ZM199 127V126H198ZM206 127V130L209 128H207ZM224 127V126H223ZM244 127V126H243ZM251 127V126H250ZM262 127V126H261ZM13 128H14V126H13ZM85 128H86V126H85ZM217 128V127H216ZM219 128V127H218ZM249 127H247V131L249 130V129H251V128H249ZM263 128L264 127H262V130H263ZM15 129V128H14ZM193 129H195V128H193ZM204 129V128H203ZM211 128H209L208 130H210ZM213 129V128H212ZM220 129V128H219ZM218 129V130H219ZM222 129V128H221ZM220 129V130H221ZM225 129H226V127H225ZM224 129V130H225ZM257 129H260L259 127L257 128ZM19 130V131H18ZM223 130V129H222ZM252 130V129H251ZM262 130H260V131H262ZM18 131V132H17ZM189 131V130H188ZM200 131V130H199ZM213 131H214V129H213ZM246 131V132H247ZM254 131V130H253ZM253 131H252V134H253ZM12 132V131H11ZM198 132V131H197ZM204 132V131H203ZM203 132H201V133H203ZM209 132H211V131H209ZM217 132V131H216ZM219 132V134H221V132L220 131H218ZM223 132V131H222ZM257 132H258V130H257ZM13 133V135H10V136H14L13 138H15V136H17V135H15ZM196 133V132H195ZM200 133V132H199ZM200 133V134H201ZM247 133H249V131L247 132ZM251 133V132H250ZM259 133V132H258ZM257 133V134H258ZM261 134L259 135V136H261V138L262 137H264V130L262 131V132H260ZM3 134V133H2ZM3 135V137L2 136H0V159H1V157H2V155H3V152L5 151L4 150V148H3V145H4V143H5V141H6V136L7 135ZM11 134V133H10ZM205 134V135H204ZM204 134L202 135V136H197V140H196V145L194 146V147H196L197 145H198V148L197 149H199V150H197L196 148V150L198 151L197 153H196V157H194V148H193V146L191 145V143H190V145L192 146H188L189 148V151H190V148H193L192 149V151L194 152H192L193 154H192V158L191 157H189V160H190V158L192 159V160H190L189 161V163H188V165L187 166H185V167H183V165L182 164H180V163H177V158H176V160H174L175 162H173V163H171V168H169L168 169V171H169V175H168V177H167V184L165 183V185H166V187H168L169 188V191L173 194H178L179 192H180V190L182 189H179L180 188V181H181V179L179 180V176H181L186 170L187 171H189V170H192V166H191V163H193L194 164V162L195 161H197L199 164H204V163H207L209 160H210V158L212 157V154L213 153H217V152H219L220 150H222V147H224L223 146V144H225L224 143V141H223V139H225V138H223L222 136H220V135H218V136H213V135H211L210 133H208V132H204ZM212 134H213V132H212ZM223 134V133H222ZM221 134V135H222ZM242 134H244L243 132H242ZM263 134V135H262ZM215 135H217V134H215ZM22 136H20V137H22ZM149 136V137H148ZM250 136V135H249ZM252 136V135H251ZM255 136H256V134H255ZM19 137V136H18ZM16 138V139H19V138ZM236 137H237V135H236ZM235 137V138H236ZM11 138V137H10ZM45 138V139H44ZM46 138H47V140H46ZM239 138H241L240 136H239ZM260 137H255L254 139H257L256 141H258V139H259ZM249 139H250V137H249ZM11 140V139H10ZM19 140H21V138L19 139ZM194 140V139H193ZM240 140H242V139H240ZM248 140V139H247ZM250 140H252L251 142H253V138H251ZM250 140H248V141H250ZM13 141L14 140H12V143H13ZM43 141V142H42ZM87 141V140H86ZM192 141V140H191ZM190 141V142H191ZM255 141V140H254ZM2 142H3V145H2ZM15 142V141H14ZM42 142V143H41ZM260 142H262V144H263V141H259L258 143L257 142H255V145L257 144V145H259V143ZM18 143V142H17ZM20 143V142H19ZM18 143V144H19ZM227 143V142H226ZM16 144V143H15ZM14 144V145H15ZM259 145L258 147H261V149L263 150L262 151V153H261V155L259 154V156H261V157H259V156H255V158H256V160L255 161H257V159L259 158V160L258 161H260V163L258 162L257 163V166H258V168H259V170L257 169V166H254V165H256V163L255 164H253V163H251V162H249V163H251V164H253V166H254V170H255V168L259 171V174H261V175H263L264 174V149L262 148V146L263 145ZM11 145V144H10ZM9 145V146H10ZM194 145V144H193ZM243 145V144H242ZM256 145V146H257ZM39 146V147H38ZM226 146V145H225ZM244 146V145H243ZM245 146H248L247 144L245 145ZM17 147V146H16ZM131 147V146H130ZM158 147V146H157ZM235 147V146H234ZM249 147V146H248ZM248 147H246V148H248ZM14 148H12V149H14ZM21 148H23V149H21ZM40 148H42V147H40ZM42 148V149H43ZM145 148V147H144ZM187 148V147H186ZM224 148H226V147H224ZM228 148V147H227ZM244 148V147H243ZM245 148V149H246ZM252 148V146L250 147V149ZM254 148V147H253ZM72 149V150H73ZM237 149V148H236ZM240 149H241V147H240ZM249 149V148H248ZM248 149H247V151H248ZM249 149V151H250V154H251V150ZM39 150V149H38ZM37 150V151H38ZM235 150V149H234ZM242 150V149H241ZM241 150H239V151H241ZM253 150V149H252ZM254 150H258V149H254ZM36 151V152H37ZM144 151V150H143ZM154 151V150H153ZM152 151V152H153ZM230 151V150H229ZM245 151V150H244ZM259 152L258 153H260V148H259V150H258ZM12 152V151H11ZM26 152H24V153H26ZM31 152V153H32ZM39 152H40V150H39ZM145 152H148L149 154H151V152H149V151H145ZM228 152V151H227ZM234 152V151H233ZM238 151H236V153L234 152V154L233 155H231V156H229L225 161H224V164H222V166H224V168H225V166H227L228 165V167H229V169L228 170H230V172H229V174L231 173V170L233 171L234 170V168L232 169V168H230V166H232L234 163H237V162H234V161H236V160H238V165H239V161L240 162H242V160H239V159H241V157L242 158H244L243 156H245V153H243V154H241L242 153V151H241V153H237ZM253 152V151H252ZM257 152V151H256ZM256 152H254V153H256ZM5 153V152H4ZM106 153V152H105ZM190 153H191V151H190ZM247 153V152H246ZM249 153V152H248ZM10 154V153H9ZM29 154H30V152H29ZM147 154V153H146ZM187 154V153H186ZM228 154V153H227ZM227 154H226V157H227ZM249 154V155H250ZM28 155V154H27ZM188 155H189V153H188ZM191 155V154H190ZM218 155V154H217ZM225 155V154H224ZM246 155H248V154H246ZM248 155V156H249ZM254 155V154H253ZM253 155H251L252 157H250V158H252L251 160L252 161H254V159L255 158H253ZM256 155H258V154H256ZM4 156V155H3ZM105 156H106V154H105ZM181 156V155H180ZM10 157V156H9ZM11 157V160H9V158H8V160L9 161H11L12 162V159H17L18 158V156L16 157V158H12ZM101 157H103V155H101ZM100 157V158H101ZM141 157V156H140ZM222 157V156H221ZM247 157V156H246ZM245 157V159H247ZM104 158V157H103ZM184 159V158H188L187 156L185 157V155L183 154L182 155V157H180L179 159ZM213 158V157H212ZM96 159H97V155L95 154L94 155V157H90L89 155H84L83 157L81 156V155H78L77 156V158H75V159H72V160H70V161H68L69 162V164H70V166H71V170H69V173H72V174H68V175H72L73 177H81V175L82 176H84L83 174H86V173H88L90 170H91V168L92 167H94V166H96L95 165V162H96ZM110 163H109V165H103L102 166V168H100V169H98V167H97V170H95V171H93L92 173H94L95 174V176H96V178H97V182L98 183H96L95 181H94V183H96V184H99L100 185V187H98L99 189H97V191L99 190L100 191V189H103V187H104V185H106L107 184V180H109V179H113V177H115L114 175H116V173H118L119 171H121V172H123V170H118L121 166H125V167H127V170H124V171H127L126 173L125 172H123L122 174L123 175H125V174H127L128 173V171H130L131 172V170H134V171H132L131 173H129L130 174V176L132 177H130L131 179H129V181H127V179H126V181L127 182H124V180H123V184L125 185L124 187H127L128 188V191L129 190H132L131 192V194H132V198H134L133 197V194L134 195H136V194H139V190H138V192H137V188L138 187H140V186H142V184H144V182L145 183H148V182H150V180L148 181V182H146L145 180H148V179H150V178H148L147 179V176H146V172L144 171V169H143V167H141V166H139V163H138V161H137V165L135 164L134 165V163H136L135 161H134V159H130V160H128L127 161V159L125 160H123V158L121 159V158H118L117 156H111L110 158ZM35 160H37L36 158H30L29 159V161H28V164H29V162H31V164L32 165H34L33 167H34V169H35V167H37V166H35L36 164H37V162H36V164H35ZM186 160H188V159H186ZM212 160V159H211ZM249 160V159H248ZM247 160V161H248ZM2 161H3V159H2ZM6 161V160H5ZM185 161V160H184ZM246 161V162H247ZM254 161V162H255ZM14 162V161H13ZM186 162H188V161H186ZM211 162V161H210ZM216 162V161H215ZM234 162V163H233ZM196 163V162H195ZM219 163V162H218ZM221 163V162H220ZM243 163V162H242ZM11 164V163H10ZM27 164V165H28ZM217 164V163H216ZM215 164V165H216ZM229 164H230V166H229ZM232 164V165H231ZM102 165V164H101ZM100 165V166H101ZM196 165V164H195ZM200 165V167H202ZM206 165V164H205ZM208 165H209V163H208ZM214 165V164H213ZM213 165H211V166H213ZM214 165V166H215ZM218 165V164H217ZM216 165V166H217ZM244 165H245V163H244ZM249 165V164H248ZM247 165V166H248ZM31 166V165H30ZM29 165H28V168H31ZM196 166H199L198 164L196 165ZM213 166V167H214ZM215 166V167H216ZM243 166V165H242ZM249 166H251V165H249ZM253 166H251V167H253ZM125 167L123 168V169H125ZM194 167V166H193ZM207 167V166H206ZM219 167V166H218ZM217 167V168H218ZM232 167H235L234 165L232 166ZM244 167V166H243ZM243 167H241V168H243ZM199 168V167H198ZM220 168V167H219ZM236 169H238L239 170V168H237V167H235ZM241 168H240V170H241ZM247 167H246V165H245V167H244V170L243 171H245V169H246ZM250 168V167H249ZM27 169V168H26ZM33 169V168H32ZM32 169H27V171L26 172H22V173H20V171H19V174H15V175H13V177H12V179L11 180H9V182H7L6 184V186H4L3 187V185H0V202H2V203H0V204H2V206H0L1 207V209L4 207H7L6 206V204H9L10 202H11V199L13 198V197H15V196H17V200L19 201V204L18 203H15L14 202V208L16 207V206H18V205H23V208L21 207V210H22V213H19V210L17 211V214L18 215H21V216H23L24 217V215L27 213V212H29V211H33V210H30L31 209V207L33 206V199L35 198V197H37V196H40V195H43V196H45L46 194H45V191H46V189L48 188V186H47V183H49V184H51L52 182V180L54 179V180H56V178L54 177V178H52V179H50L51 181H48L49 180V178H48V180H47V183H46V181L44 180H42V178L40 177V175L38 176V175H36V174H34V171H32ZM33 169V170H34ZM193 169H195V167L193 168ZM204 169H205V167H204ZM226 169V170H227ZM248 169V168H247ZM247 169H246V172H247ZM250 169H252L253 170V168H250ZM248 170V171H252V170ZM170 170H171V172H170ZM196 171L198 170V169H195ZM227 170V171H228ZM237 170V171H238ZM241 170V171H242ZM71 171V172H70ZM156 171V170H155ZM186 171V172H187ZM199 171H201V170H199ZM203 171V170H202ZM206 171V170H205ZM211 171V170H210ZM216 171H218V170H216ZM227 171H225V172H227ZM235 171V170H234ZM256 171V170H255ZM108 172V173H107ZM165 172V171H164ZM167 172V171H166ZM165 172V173H166ZM185 172V173H186ZM257 172V171H256ZM255 172V173H256ZM12 173V172H11ZM50 173V172H49ZM60 173H63V171H61ZM91 173V175H94V174H92ZM133 173V174H132ZM155 173V172H154ZM205 173V172H204ZM254 173V172H253ZM258 173V172H257ZM132 174V175H131ZM166 174H168V173H166ZM223 174H225V173H223ZM229 174H228V176H229ZM237 174H238V172H237ZM236 174V175H237ZM242 174V173H241ZM47 175H49V174H47ZM235 175V176H236ZM256 175V174H255ZM258 175V174H257ZM260 175V176H261ZM50 176V175H49ZM86 176V175H85ZM160 176V175H159ZM183 176H184V174H183ZM182 176V177H183ZM246 176V175H245ZM251 176V175H250ZM264 176V175H263ZM11 177V176H10ZM9 177V178H10ZM48 177V176H47ZM52 177V176H51ZM93 178H95L94 176H92ZM181 177V178H182ZM252 178L253 177H255V176H251ZM251 177L249 178V180L251 179ZM257 177V176H256ZM91 178V177H90ZM93 178H91V179H93ZM146 178V179H145ZM224 178H225V175H224ZM247 178V177H246ZM263 178V177H262ZM81 179H82V177H81ZM115 179V178H114ZM124 179V178H123ZM160 179V178H159ZM205 179V178H204ZM213 179V178H212ZM229 179V178H228ZM258 179H260L259 178V175H258ZM53 180V181H54ZM69 180H71L72 181V179L70 178ZM74 180H76L75 178L73 179V181ZM94 180V179H93ZM211 180V179H210ZM241 180L242 179H240V181H239V183H238V185L235 187V193L236 194H238V202L241 204V207L242 206H245V205H248V203L250 204L251 203V201H253L255 198H254V196L256 195V196H259V199H260V197H263L264 196V179H261V180H257L256 182H253V183H250V185H247V184H245V182H244V180H243V182H241ZM3 181V180H2ZM91 181V180H90ZM152 181V180H151ZM162 181V180H161ZM246 181V180H245ZM3 183V182H2ZM68 183V182H67ZM71 183V182H70ZM109 183V182H108ZM157 183V182H156ZM214 183V182H213ZM246 183H248V181L246 182ZM248 183V184H249ZM158 184V183H157ZM162 184V183H161ZM160 184V185H161ZM234 184V183H233ZM4 185H5V181H4ZM52 185V184H51ZM55 186H56V184H54ZM110 185V184H109ZM164 185V186H165ZM215 185V184H214ZM53 186V185H52ZM96 186V185H95ZM181 186H182V184H181ZM212 186V185H211ZM54 187V186H53ZM57 187V186H56ZM149 187H150V185H149ZM207 187V186H206ZM66 188V187H65ZM94 188H97V187H94ZM105 188V187H104ZM127 188H125L124 190H126ZM144 188V187H143ZM142 188V189H143ZM168 188L166 189L165 187L163 188L162 187V189H166L167 190V192H168ZM231 188V187H230ZM234 188V187H233ZM107 189V188H106ZM151 189V188H150ZM156 189V188H155ZM203 189V188H202ZM205 189V188H204ZM204 189H203V191H204ZM54 190V189H53ZM58 191V189L57 188H55V190L54 191ZM59 190H63V189H60V187H59ZM65 190V189H64ZM94 190H96V189H94ZM93 190V191H94ZM179 190V192H177ZM227 190H229V189H227ZM232 190H234V189H232ZM232 190L230 191V193L232 192ZM253 190V191H252ZM65 191H67V190H65ZM88 191V190H87ZM122 191H123V189H122ZM128 191H125L124 192V194H125V197L123 196V197H121L120 199L118 198V203H120V202H125V200H127V198H126V196L128 197ZM157 191V190H156ZM165 191V190H164ZM182 191V190H181ZM203 191H200L201 193L203 192ZM206 191H208V190H205V193H206ZM224 191H226V190H224ZM59 192V191H58ZM63 192V191H62ZM85 192V191H84ZM135 192V193H134ZM155 192V191H154ZM169 192V193H170ZM57 193V192H56ZM59 193H61V192H59ZM58 193V194H59ZM65 193V192H64ZM68 193V192H67ZM127 193V194H126ZM130 193V192H129ZM192 193V192H191ZM204 193V194H205ZM233 193V192H232ZM235 193H233L234 195H235ZM57 194V195H58ZM62 194V193H61ZM94 194V193H93ZM95 194H98V195H95L93 198H94V200L93 201H91V199H89L90 200V202H91V205H92V202H93V205H94V207H92V208H89V206L87 205V208H89V209H86L85 207V209H86V213H87V211H88V213L93 209L94 210V208H96L97 209V205L99 204V202H98V197L100 196L99 195V193H95ZM131 194H129V195H131ZM165 194V193H164ZM167 194V193H166ZM165 194V195H166ZM171 194V195H172ZM180 194V193H179ZM222 194H224L223 192H222ZM228 194H229V192H228ZM233 194H231V196L233 195ZM60 195V194H59ZM152 195H153V192H152ZM161 195V194H160ZM168 195H170V194H168ZM225 195V194H224ZM42 196V197H43ZM103 196V195H102ZM158 196V195H157ZM162 196H163V194H162ZM174 196V195H173ZM172 196V197H173ZM176 196V195H175ZM178 196V195H177ZM180 196H181V194H180ZM236 196V195H235ZM49 197V196H48ZM51 197V196H50ZM57 197V196H56ZM68 197V196H67ZM131 197V196H130ZM130 197H128V199H131ZM169 196H166V198H168ZM44 198V197H43ZM59 198V197H58ZM63 199L65 198V197H62ZM154 198V197H153ZM159 198V197H158ZM174 198V197H173ZM177 198V197H176ZM180 198V197H179ZM220 198H222V196L220 197ZM220 198H218V199H216V200H219V203H218V201L216 202L217 203V205H216V207L218 208L219 206H222V205H219V204H221V202H222V200L223 199H220ZM224 198V197H223ZM54 199H57V198H54ZM67 199V198H66ZM171 199V198H170ZM170 199H165V201L166 200H168V202L170 201ZM236 199V200H237ZM258 198H257V200H259ZM48 201H50L49 199H47ZM46 200V201H47ZM52 200V199H51ZM81 200V199H80ZM172 200V204H174V199H171ZM220 200H221V202H220ZM232 200V199H231ZM234 200V199H233ZM232 200V201H233ZM262 200V199H261ZM263 200H264V198H263ZM12 201H13V199H12ZM18 201H16V202H18ZM36 201V200H35ZM66 201V200H65ZM175 201H176V199H175ZM232 201L229 203V204H231L232 203ZM256 201V200H255ZM37 202V201H36ZM64 202V201H63ZM62 202V203H63ZM85 202V201H84ZM90 202L88 201V204H90ZM98 202V204L96 205V203ZM167 202V203H168ZM236 202V201H235ZM234 202V205L235 204H237V203H235ZM48 203V202H47ZM87 203V202H86ZM166 202H165V206H166V204H167ZM210 203H212V202H210ZM215 203V202H214ZM255 203V202H254ZM257 203V202H256ZM4 204V205H3ZM11 204H12V202H11ZM170 203H168L167 205H169ZM207 204V203H206ZM224 204V203H223ZM226 204V203H225ZM264 204V203H263ZM34 205H35V203H34ZM40 205V204H39ZM171 205V204H170ZM170 205L169 206H166L165 208H169L170 207ZM200 205V204H199ZM210 205V204H209ZM208 204H207V208L204 210V211H201L203 214H202V216H205L204 217V219L205 220H207V218L210 216V215H212V214H210L211 212H212V209H210V207H208L209 206ZM214 205V204H213ZM212 205V206H213ZM10 206V205H9ZM44 206V205H43ZM51 206V205H50ZM53 206V205H52ZM56 206V205H55ZM78 206V205H77ZM85 206V205H84ZM173 206V205H172ZM201 206V208L202 209H204L205 207V204L204 205H200ZM199 206V207H200ZM224 206V205H223ZM236 206V205H235ZM234 206V207H235ZM253 206H254V204H253ZM252 206V207H253ZM255 206H256V204H255ZM261 206H262V204H261ZM34 207V206H33ZM32 207V208H33ZM83 207V206H82ZM214 208H215V206H213ZM212 207V208H213ZM234 207H233V205H232V208H231V210L233 211V209H234ZM238 207V206H237ZM239 207H240V205H239ZM241 207H240V209H241ZM256 207H258V206H256ZM16 208H19V207H16ZM47 208V207H46ZM52 208V207H51ZM77 208V207H76ZM84 208H83V210H84ZM103 208H105V207H103ZM158 208V207H157ZM201 208H199L200 210H201ZM9 209H11L10 207H9ZM34 209H35V207H34ZM44 209V208H43ZM53 209V208H52ZM82 209V208H81ZM95 209V210H96ZM198 209V211H200ZM225 209H226V207H225ZM230 208H227V210H229ZM244 209V208H243ZM247 209V208H246ZM260 209V208H259ZM39 210V209H38ZM77 210H78V208H77ZM76 210V211H77ZM79 210H80V208H79ZM98 210V209H97ZM219 210H220V208H219ZM222 210H224V209H222ZM255 209L253 208V211H254ZM258 210V209H257ZM43 211V210H42ZM218 210H216V212H217ZM234 211H235V209H234ZM237 211V210H236ZM235 211V212H236ZM242 211V210H241ZM1 212H3V214H0L1 216H0V232L2 233L4 230L6 231V229H7V227L9 226H12L13 225V217H15V216H17V215H15L16 214V212H15V214L14 215H12V213H11V217H10V219L7 217V213L8 212H6V214L4 215V213H5V210H2ZM21 212V211H20ZM195 212H196V210H195ZM194 212V213H195ZM216 212H214V213H216ZM224 212H225V210H224ZM238 212H239V210H238ZM238 212H236V213H238ZM245 212H247V211H245ZM244 212V213H245ZM77 213V212H76ZM84 213H85V211H84ZM213 213V212H212ZM213 213V214H214ZM218 213H220L221 214V211H218ZM217 213V214H218ZM225 213H229V211L227 212H225ZM234 213V212H233ZM240 213V212H239ZM242 213V212H241ZM240 213V214H241ZM75 214V213H74ZM90 214H93V213H91L90 212ZM95 214V213H94ZM96 214H97V212H96ZM164 214V213H163ZM191 214V213H190ZM198 214H199V212H198ZM197 214V215H198ZM230 214L231 213H229L228 214V216H230ZM243 214V213H242ZM242 214H241V217H242ZM29 215V214H28ZM85 215V214H84ZM87 215V214H86ZM85 215V216H86ZM196 215V214H195ZM215 216H216V214H214ZM213 215V216H214ZM222 215V214H221ZM220 215V216H221ZM244 215V214H243ZM91 215H88V216H86L85 218V222H87L88 223V225H90L89 223H91L92 221H91V219H92V217H90ZM160 216V215H159ZM223 216V215H222ZM221 216V217H222ZM226 216V215H225ZM239 216V215H238ZM237 215H236V217L234 218L235 220H236V218L238 217ZM19 217V216H18ZM25 217H27V215L25 216ZM73 217V216H72ZM190 217V216H189ZM210 217H212V216H210ZM202 218V217H201ZM218 218V217H217ZM223 219L220 221V224L218 223V225L221 227L222 226V229H223V226H225V225H229V223L231 224V225H233L232 223H234L235 221H233L231 218H233L232 216H231V218L230 219H228V217L227 218H224V217H222ZM242 218H244V217H242ZM245 218H246V216H245ZM21 219V218H20ZM34 219V218H33ZM71 219H73V218H71ZM191 221H193L194 219L193 218H189ZM189 219H188V221L187 222H189L190 223V225H192L191 224V222L189 221ZM209 219V218H208ZM221 219V218H220ZM239 219V218H238ZM237 219V220H238ZM75 220V219H74ZM82 220V219H81ZM200 220V219H199ZM237 220H236V223H234V224H237ZM243 220H245V219H243ZM68 221V220H67ZM202 221V220H201ZM201 221H200V223H201ZM14 222H15V220H14ZM23 222V221H22ZM70 222V221H69ZM84 222V223H85ZM185 222V221H184ZM244 222V221H243ZM243 222H241V223H243ZM27 223V222H26ZM30 223V222H29ZM66 223V222H65ZM87 223H85V224H87ZM199 224L200 225V223L199 222H195L194 224ZM203 223V222H202ZM209 223V222H208ZM213 223V222H212ZM214 223H215V220H214ZM213 223V224H214ZM216 223V224H217ZM19 224V223H18ZM31 224V223H30ZM68 224V223H67ZM74 224V223H73ZM215 224V225H216ZM238 224H240V223H238ZM22 225V224H21ZM185 225V224H184ZM183 225V226H184ZM205 225V224H204ZM214 225V226H215ZM66 226V225H65ZM87 226V225H86ZM86 226H84L85 227V229H86ZM196 226V225H195ZM194 226V227H195ZM219 226H218V229H219ZM237 226H239V225H237ZM237 226H235V227H237ZM255 226V225H254ZM30 227V226H29ZM64 227V226H63ZM88 227V226H87ZM185 227H187V226H185ZM192 227H193V225H192ZM199 227V226H198ZM204 227H207V224L204 226ZM203 227V228H204ZM216 227H217V225H216ZM229 227V226H228ZM262 227V226H261ZM260 227V229L258 228H256L257 230H256V232L258 233V235H259V237H261V238H263V239H259V238H257V240L259 239L260 240V244H264V228L262 227L261 228ZM54 228V227H53ZM89 228V227H88ZM203 228L200 230L201 231V233L204 231L203 230ZM231 228H232V226H231ZM14 229V228H13ZM68 229V228H67ZM84 229V230H85ZM187 229H189V228H187ZM191 229V228H190ZM189 229V230H190ZM195 229H197V228H195ZM209 229H211L210 227H209ZM216 229V228H215ZM262 229H263V231H262ZM49 230V231H48ZM47 231L46 230H44L45 232H41L42 234L40 235V236H38V240H41V238H43V239H46V237H50V235L52 234V232H54V229H48ZM65 230V229H64ZM203 230V231H202ZM205 230H206V228H205ZM220 230H221V228H220ZM260 230H261V232H260ZM69 231H70V229H69ZM180 231V230H179ZM191 231V230H190ZM199 231V232H200ZM209 231V230H208ZM255 231V230H254ZM259 231V232H258ZM19 232V231H18ZM57 232V231H56ZM60 232V231H59ZM62 232H63V230H62ZM61 232V233H62ZM67 232V231H66ZM84 232V231H83ZM182 232V231H181ZM198 232V233H199ZM207 232V231H206ZM205 232V233H206ZM211 231H209V233H210ZM225 232H226V230H225ZM6 233V232H5ZM8 233V232H7ZM22 233H23V231H22ZM208 233V232H207ZM19 234V233H18ZM50 234V235H49ZM56 235L58 234V233H55ZM84 234V233H83ZM12 235V234H11ZM21 235V234H20ZM54 235V234H53ZM199 235H200V233H199ZM202 235H204L205 236V234L203 233ZM212 234L210 233V236H211ZM247 235V234H246ZM65 236H67V235H65ZM183 236V235H182ZM4 237V236H3ZM2 237V238H3ZM18 237V236H17ZM216 236H214V238H215ZM7 238V237H6ZM220 238V237H219ZM218 238V239H219ZM252 238V237H251ZM37 239V238H36ZM182 239V238H181ZM211 239V238H210ZM213 239V238H212ZM215 241H216V239H214ZM255 240V239H254ZM261 240H263V242L261 243ZM7 241V240H6ZM15 241V240H14ZM214 241V242H215ZM218 241V240H217ZM221 241V240H220ZM193 242V241H192ZM207 242V241H206ZM213 242V241H212ZM208 243V242H207ZM3 244H5L4 242H3ZM43 244V243H42ZM218 243H212L210 246H207V248H205L206 250H214L215 248H216V245H217ZM43 246V245H42ZM61 246V245H60ZM63 247V246H62ZM100 247V246H99ZM202 247V246H201ZM247 247H248V245H247ZM253 247V246H252ZM251 247V248H252ZM255 247V246H254ZM257 247V246H256ZM259 248H260V245H259ZM1 249V248H0ZM48 251H50V250H48ZM53 251H55L56 252V250H53ZM59 251V250H58ZM244 251V250H243ZM255 251V253H256V250H254ZM253 251V252H254ZM62 252V251H61ZM92 252V251H91ZM97 252V251H96ZM252 252V253H253ZM52 252L50 251V252H48L47 254L48 255H50ZM199 252H197V254H198ZM45 254V253H44ZM53 254V253H52ZM55 254V253H54ZM61 254V253H60ZM196 254V253H195ZM202 254V253H201ZM12 255V254H11ZM59 255V254H58ZM92 255V254H91ZM209 255V254H208ZM60 256V255H59ZM194 256V255H193ZM196 256V255H195ZM10 257V256H9ZM13 258V257H12ZM14 259H15V257H14ZM15 262V261H14Z\"/></svg>",
	"mask_w": 264,
	"mask_h": 264
}]
</instances>
